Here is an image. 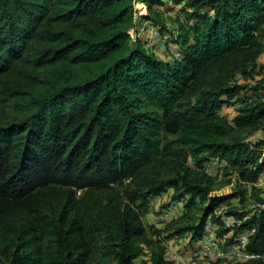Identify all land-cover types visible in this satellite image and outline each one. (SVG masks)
I'll use <instances>...</instances> for the list:
<instances>
[{
  "label": "trees",
  "instance_id": "16d2710c",
  "mask_svg": "<svg viewBox=\"0 0 264 264\" xmlns=\"http://www.w3.org/2000/svg\"><path fill=\"white\" fill-rule=\"evenodd\" d=\"M175 8L176 33L162 16ZM145 22L178 59L148 48ZM263 55L264 0H0V264H136L146 251L142 264H168L165 243L197 247L210 218L227 248L255 230L243 252L263 256L264 199L211 196L205 172L224 163L253 185L264 172V137L234 135L264 122V82L251 83ZM236 105L229 124L220 111ZM170 192V224L203 213L150 235L144 218ZM231 201L243 210L218 214Z\"/></svg>",
  "mask_w": 264,
  "mask_h": 264
},
{
  "label": "rangeland",
  "instance_id": "374dc122",
  "mask_svg": "<svg viewBox=\"0 0 264 264\" xmlns=\"http://www.w3.org/2000/svg\"><path fill=\"white\" fill-rule=\"evenodd\" d=\"M135 12H136V18H140L142 16L148 15V9L145 5L140 4L138 2H135ZM163 19L166 22V25L170 29L171 32H177L178 30V21L184 20L183 17L178 15V9L175 8L173 11H169L168 13L166 12L165 14L162 15ZM130 35L132 38H136L135 31L132 30L130 32ZM167 42V41H166ZM165 41H152V45H148V48H152L155 53H157V57L165 60V58L170 54V48L174 46V44L169 41L166 43ZM150 46V47H149ZM262 62L259 60V64ZM239 81L243 82L241 78H239ZM263 81L264 82V76L261 77H256L255 80H253L252 86H256L257 83ZM238 108L239 105H236L232 108H223L222 113L226 114V119L231 123V120L238 114ZM234 135L240 139L245 140L246 142H253L259 138H262L264 136V122L255 127H251L245 130H235ZM165 140V139H164ZM168 140H175L173 143H176L177 138L176 137H169ZM177 146V144H174ZM184 166L189 169L191 172V177H197V178H202L203 177V169L197 168L194 160L192 158H189L187 161L184 162ZM211 182H212V187H211V196H224L228 195L231 193L235 192H244L246 196L252 200L256 201L257 199L261 200L264 199V178L262 183H256L255 185L253 184H247L243 183L239 180L238 176L236 174H231L229 169H225L223 171L221 170H215L213 175L211 176ZM171 194L172 192L166 194V200L162 201L161 206H160V211L159 212H154L153 216L158 217L160 214H163L161 210L163 211H168L166 208V205L169 204L170 199H171ZM164 196H161V198ZM164 200V199H163ZM153 206V203L150 207V210ZM205 208V204L198 203L196 207L193 208L191 211L190 220H185L181 225L179 224H170L166 223L164 225V228H168L169 231H173L174 229H177L180 226H188L189 224L193 223H198V219L203 213V210ZM178 216H181V212L179 213ZM155 222V221H152ZM157 222V221H156ZM147 226V229L149 231V234L151 235L153 227H155V223L149 225L148 222L145 223ZM160 224V223H159ZM163 224V223H162ZM184 238V237H183ZM183 238H180L179 241L183 242ZM148 251H146V254L139 259L136 260V264H142L143 261L148 260ZM245 261H240L237 256H229L224 260H221L217 262L216 264H244ZM191 264H201V263H191Z\"/></svg>",
  "mask_w": 264,
  "mask_h": 264
},
{
  "label": "built area",
  "instance_id": "2783aa9c",
  "mask_svg": "<svg viewBox=\"0 0 264 264\" xmlns=\"http://www.w3.org/2000/svg\"><path fill=\"white\" fill-rule=\"evenodd\" d=\"M141 18V17H140ZM139 20V18H136ZM141 32L149 31L151 40L156 41H166L167 38L159 34L158 30L153 27L150 22H145ZM142 34V33H141ZM175 47L170 48V54L168 55V60L173 61L180 57V54ZM223 109L220 111L221 117H226L225 113H222ZM264 137V136H263ZM224 163H210L205 166V172L212 176L215 170H224ZM264 178V172L259 176L257 183H262ZM158 200V199H157ZM156 200V201H157ZM155 201V202H156ZM154 202V203H155ZM243 210L242 205L238 201H231L229 203L221 205L218 209V214L224 213L227 211H241ZM180 213V208L178 206H171L168 211L162 214V221L164 223H169L172 219L177 218ZM241 221L236 218H231L225 221L227 227H234L237 224H240ZM222 225L216 223L211 218L208 219L203 227V235L200 241V244L188 251L175 250L173 240H169L165 243V260L168 264H191V263H201V264H216L217 262L226 259L229 256H237L240 261H249L254 259H262L264 262L263 256H252L247 255L243 252L244 248L249 243V238L255 233V230H252L248 234H243L239 238V244L227 248L226 240L223 237L219 236V233L222 229Z\"/></svg>",
  "mask_w": 264,
  "mask_h": 264
},
{
  "label": "crops",
  "instance_id": "0c3cea01",
  "mask_svg": "<svg viewBox=\"0 0 264 264\" xmlns=\"http://www.w3.org/2000/svg\"><path fill=\"white\" fill-rule=\"evenodd\" d=\"M177 49L176 46H173ZM260 61L262 63H264V55L261 57ZM164 199V200H163ZM166 200V195L162 198H159L152 206L151 210H150V213L148 215L145 216L144 218V223L148 222L149 225L155 223V227L158 228V229H164V225L166 223H164L162 221V214H160L158 217H155L153 216V213L154 212H159L160 211V206H161V203L162 201H165ZM181 212V210H180ZM152 221H155V222H152ZM157 221V222H156ZM160 223V224H159ZM163 223V224H162ZM187 243V239H184L183 242L179 241H173V244L175 246V250H180L183 248V246Z\"/></svg>",
  "mask_w": 264,
  "mask_h": 264
},
{
  "label": "clouds",
  "instance_id": "9594fccd",
  "mask_svg": "<svg viewBox=\"0 0 264 264\" xmlns=\"http://www.w3.org/2000/svg\"><path fill=\"white\" fill-rule=\"evenodd\" d=\"M161 198V197H160ZM154 204V203H153Z\"/></svg>",
  "mask_w": 264,
  "mask_h": 264
}]
</instances>
